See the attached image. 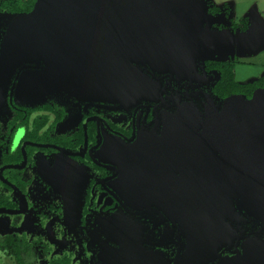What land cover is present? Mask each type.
Masks as SVG:
<instances>
[{
  "label": "flooded vegetation",
  "instance_id": "obj_1",
  "mask_svg": "<svg viewBox=\"0 0 264 264\" xmlns=\"http://www.w3.org/2000/svg\"><path fill=\"white\" fill-rule=\"evenodd\" d=\"M208 7L204 28L245 32L226 6ZM201 55L173 70L134 54L146 87L123 102L57 89L24 103L20 75L44 64L14 66L0 90V183L23 197L9 186L16 207L0 208L20 212H0V237L34 247L28 264L47 263L37 238L48 264H264V150L239 128L264 85L231 91Z\"/></svg>",
  "mask_w": 264,
  "mask_h": 264
},
{
  "label": "water",
  "instance_id": "obj_2",
  "mask_svg": "<svg viewBox=\"0 0 264 264\" xmlns=\"http://www.w3.org/2000/svg\"><path fill=\"white\" fill-rule=\"evenodd\" d=\"M195 0H36L15 15L0 45V90L14 66L41 60L40 70L22 73L21 102L61 89L79 100L126 101L144 94L146 78L133 68L134 54L156 67L179 68L202 49L238 48L257 42V29L215 33L204 28V4ZM196 58V57H195ZM237 96L224 103L233 110ZM239 126L251 145L264 150V86L245 103ZM23 197L18 188L6 182ZM26 206V205H25ZM0 212L19 210L0 208Z\"/></svg>",
  "mask_w": 264,
  "mask_h": 264
},
{
  "label": "rangeland",
  "instance_id": "obj_3",
  "mask_svg": "<svg viewBox=\"0 0 264 264\" xmlns=\"http://www.w3.org/2000/svg\"><path fill=\"white\" fill-rule=\"evenodd\" d=\"M197 4L228 8V18L233 21L246 19L257 29L258 37L254 45L238 48L208 49L201 59L230 60L235 63V78L249 81L264 72V0H195ZM250 27V26H249ZM0 264H15L0 250Z\"/></svg>",
  "mask_w": 264,
  "mask_h": 264
},
{
  "label": "trees",
  "instance_id": "obj_4",
  "mask_svg": "<svg viewBox=\"0 0 264 264\" xmlns=\"http://www.w3.org/2000/svg\"><path fill=\"white\" fill-rule=\"evenodd\" d=\"M35 2L36 0H0V16H6V20L8 21L14 15L28 13L33 8ZM208 9L209 7L206 8V13ZM210 9L217 10L218 7L213 6ZM241 21L243 29L246 31V19H242ZM216 67L221 72L222 86L230 88L231 91L242 92L250 95L253 89L264 85V72L258 79L250 82L239 83L235 78V63L233 61L217 60ZM19 186L22 189H25L28 185ZM16 203V196L13 194L12 189L6 184L0 183V206L14 208L16 207ZM12 232H7L5 236L0 237V250L8 257H11L15 264H28L34 247H30L25 243L20 244L19 240L14 238ZM40 240V238H37L35 241L39 245V250L44 248L43 254L45 252V255H43V257L45 258V262H47L45 264H48L49 260H47L46 257V254L48 253L47 243H45V240L43 239V244L40 246ZM61 261L62 259H59L58 264H60Z\"/></svg>",
  "mask_w": 264,
  "mask_h": 264
}]
</instances>
